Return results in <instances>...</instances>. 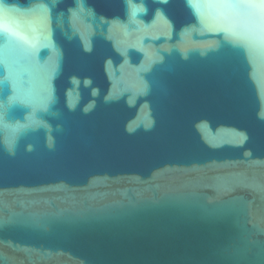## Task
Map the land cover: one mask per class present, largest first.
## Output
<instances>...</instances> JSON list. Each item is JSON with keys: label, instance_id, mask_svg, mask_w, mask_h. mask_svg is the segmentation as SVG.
<instances>
[{"label": "water", "instance_id": "1", "mask_svg": "<svg viewBox=\"0 0 264 264\" xmlns=\"http://www.w3.org/2000/svg\"><path fill=\"white\" fill-rule=\"evenodd\" d=\"M46 2L0 32V264H264V0Z\"/></svg>", "mask_w": 264, "mask_h": 264}, {"label": "clouds", "instance_id": "2", "mask_svg": "<svg viewBox=\"0 0 264 264\" xmlns=\"http://www.w3.org/2000/svg\"><path fill=\"white\" fill-rule=\"evenodd\" d=\"M52 2L54 4L55 0ZM188 5L201 19L239 16L240 10L247 7L243 3H224L221 0H188ZM40 10L50 12L46 0H29L27 5L21 4L19 0H0V32L15 35V29L31 27V18ZM138 11L145 9L139 6Z\"/></svg>", "mask_w": 264, "mask_h": 264}]
</instances>
